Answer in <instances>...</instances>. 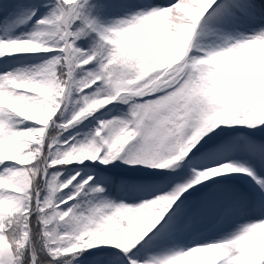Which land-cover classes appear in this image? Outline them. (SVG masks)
Instances as JSON below:
<instances>
[{"label":"snow or ice","instance_id":"1","mask_svg":"<svg viewBox=\"0 0 264 264\" xmlns=\"http://www.w3.org/2000/svg\"><path fill=\"white\" fill-rule=\"evenodd\" d=\"M0 264H264V0H0Z\"/></svg>","mask_w":264,"mask_h":264},{"label":"rangeland","instance_id":"2","mask_svg":"<svg viewBox=\"0 0 264 264\" xmlns=\"http://www.w3.org/2000/svg\"><path fill=\"white\" fill-rule=\"evenodd\" d=\"M21 63H36L37 61L30 59V58H22Z\"/></svg>","mask_w":264,"mask_h":264}]
</instances>
